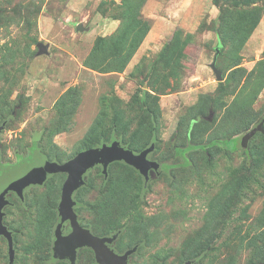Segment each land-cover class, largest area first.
I'll return each mask as SVG.
<instances>
[{
	"label": "rangeland",
	"instance_id": "374dc122",
	"mask_svg": "<svg viewBox=\"0 0 264 264\" xmlns=\"http://www.w3.org/2000/svg\"><path fill=\"white\" fill-rule=\"evenodd\" d=\"M124 2L0 0V120L11 110L17 114L3 145L26 153L39 134L42 152L64 163L87 149H82L84 138L98 117L99 133H108L114 120L125 124L127 136L135 133L147 122L139 98L148 91L160 108L151 156L162 163L161 175L145 183L138 173L120 177L113 168V178L106 181L94 168L76 196L82 223L98 234L124 230L116 246L121 251L137 247L133 264H181L203 247L209 253L192 264H250L254 243L264 242V137L256 128H264V122L255 126L260 133L251 143L252 171L243 147L246 134L237 136L240 148L233 152L195 145L241 128L246 115L264 120V8L240 47L233 29L217 25L220 5L232 6L230 0L219 5L213 0H131L140 7L142 32L146 23L150 30L123 71L103 72L90 65L99 64L91 53L99 37L121 31ZM38 42L48 44L47 53L38 54ZM215 58L223 72L220 82L211 68ZM71 88L78 90L79 104L68 128L53 133L56 102ZM211 113L189 142L188 122ZM185 147L188 164L177 152ZM244 175L250 180L238 184ZM64 180V174H56L32 189L26 203L33 205L30 212L21 206L9 210L16 229L14 264H66L49 260ZM0 264H9L2 240ZM77 264L97 263L91 252L82 251Z\"/></svg>",
	"mask_w": 264,
	"mask_h": 264
},
{
	"label": "trees",
	"instance_id": "16d2710c",
	"mask_svg": "<svg viewBox=\"0 0 264 264\" xmlns=\"http://www.w3.org/2000/svg\"><path fill=\"white\" fill-rule=\"evenodd\" d=\"M220 1L223 0H213V3H215V5H219ZM230 1L233 2L232 6L220 5V22L217 23V25L220 29H227V27L233 29V36L238 41V45L242 47L245 45L250 35L259 24L264 7L260 5L261 0ZM123 4L125 9L124 15L122 16L121 31L117 36L99 37L91 53L92 57L96 56L95 58L99 59V64L96 65L92 62L90 65L93 66V68L100 69L103 72L123 71L135 54L136 50L141 45L145 35L150 30V27L146 23V29H143L142 32V28L140 27V25H142V19L139 17L140 13H138V11L140 7L138 8V4H135L136 6L131 4V0H125ZM236 65H238V63ZM155 99L156 98L148 91H145L144 94L140 96L139 101L141 104V109L146 117L147 122H142L141 125L138 126L136 132L129 136H127L128 129H126L125 124L115 120L109 127L108 133H99L98 130L102 120L101 117H98L90 128L89 133L84 138L82 149L94 146L96 147L103 143H110L116 139L119 140L123 146L135 151L146 148L152 143H154L156 146L160 108L157 102H153ZM79 101L80 99L78 96V90L71 88L56 102L55 107L57 112V120L52 126L53 133H58L68 128ZM206 112L207 110L205 108L200 110V114L202 116H204ZM208 121L209 120L207 118L201 120L199 116H195L193 119H191L186 127V139L189 142H193L196 138L195 132L198 131L202 123H209ZM259 123H261V121L253 120L251 117L246 115L242 121L241 128L235 127L233 131H230L221 137H217L209 142L200 143L195 146H197V148L203 149L209 145H216L219 150L233 152L240 148V141L239 137L237 136L240 134H246L243 136L246 147L244 146V142L243 147L244 153L246 155L247 168L249 171H252L256 167V159L254 156V150L251 147V143L256 138L257 134L260 133L255 132V126ZM260 135L264 137L262 132ZM38 138H40L39 134ZM113 168L117 170L116 172L120 175V177L127 176V171H130L138 173L142 178V175L134 167L123 161H116L110 164L106 181H109L113 178V175L111 174V169ZM249 180L250 177L248 175H244V177L238 178L237 183L246 184ZM118 186H121V184L119 183ZM236 187L237 186L234 183V185H230L228 188L232 193L235 191ZM145 191L146 188L144 187L143 194ZM123 231L122 229H116L113 230V233H122ZM251 242L253 245L254 241ZM254 245L256 255L251 258L250 264H264V242L261 246L256 245L255 243ZM209 251V247H203L199 253L185 257L181 264H184L188 260L192 261V263L198 262L205 258Z\"/></svg>",
	"mask_w": 264,
	"mask_h": 264
},
{
	"label": "water",
	"instance_id": "95a60500",
	"mask_svg": "<svg viewBox=\"0 0 264 264\" xmlns=\"http://www.w3.org/2000/svg\"><path fill=\"white\" fill-rule=\"evenodd\" d=\"M78 29H82V25L79 24ZM38 54L48 52V44L42 42L37 43ZM211 68L216 75V79L220 82L223 81V72L216 64V58L211 64ZM208 120L212 119V113ZM264 119V118H263ZM264 120L261 121L263 124ZM257 129L264 133V128ZM155 149V144L152 143L139 153H135L130 148H127L121 144L119 140H114L111 143H103L100 146L90 147L80 151L74 157L68 161L59 164L58 162H52L47 160L42 155H38L35 162H33L32 168L27 172L24 178L21 180V185L26 186L30 183L42 184L46 178L53 173L66 172L68 174L63 187L61 201L58 209L62 216V221L67 218L71 220L73 230L67 236H63L61 233V224L55 229V245L54 256L60 259L68 257L70 264H76L77 249L80 247H90L94 250L96 260L99 264H128V257L131 255L137 247L127 250L124 254H117L107 243H111L117 238L118 234L112 237L97 236L94 235L89 229L83 228L77 218L74 211L75 201L73 199L74 192L85 184V173L97 164L103 166L102 173L105 177H108L109 165L116 161H123L128 165L134 167L144 177L146 183L149 181V171L151 169L157 171L160 169L161 164L155 160L148 159V155ZM4 234L9 242V256L10 264L14 263L15 250L13 247V236L5 226L0 225V235ZM184 264H192V261L188 260Z\"/></svg>",
	"mask_w": 264,
	"mask_h": 264
},
{
	"label": "flooded vegetation",
	"instance_id": "af4514ba",
	"mask_svg": "<svg viewBox=\"0 0 264 264\" xmlns=\"http://www.w3.org/2000/svg\"><path fill=\"white\" fill-rule=\"evenodd\" d=\"M20 106L21 105L19 104V106L17 108H19ZM16 115H17L16 112L14 110H11V111L6 113L4 118H2L0 120V225L2 224L3 226H5L7 228L8 231H10L12 233L15 256H16V246H15L16 229H14L12 227V224L9 220V217H10L9 210L21 206V207H23V209H25L26 211L28 210V212H30L33 209V205H32V207H31V204H29L27 206L26 203H27V200L29 198V193L32 189L44 186L56 174H64L65 180L68 176V174L66 172H57V173H53L48 178H46L42 184L30 183L26 186H22L20 184L21 180L24 178V176L27 174V172L32 168V166L34 164L33 162H35L38 155H42L47 160L52 161V162H58V161L50 159L49 157H47L42 152V150L38 146V142L41 140L40 138H38V135H34L31 144L27 147L26 153H22L18 149L10 150L9 148L7 149L4 147V145H3L4 140L2 139V137L4 135V132L7 130V128L11 125V122L15 119ZM188 150H189L188 147L177 148V152L182 154V156L185 159V163H187V164H188V162L186 161L187 157L185 156V154H186V151H188ZM9 151H11V152L9 153ZM139 152H135V153H139ZM151 154L152 153H150L148 155V159L154 160L152 158ZM58 163L62 164L61 162H58ZM160 164L162 166V163H160ZM164 165H168V164H164ZM164 165H163V168H164ZM161 166H160V169L157 171H155L153 169H151L149 171V177H150L149 181H151V179H153L154 177H158L159 175H161ZM168 166H170V165H168ZM94 168H100L101 172H102L103 166L101 164H97L96 166L90 168L84 175L85 176V184H86L87 174L91 170H93ZM105 178H107V177H105ZM143 179H144V177H143ZM65 180H64V182H65ZM144 181H145V179H144ZM64 182H63V184H64ZM145 183H146V181H145ZM63 184H62V187H63ZM85 184L82 187H84ZM82 187L77 189L73 194V199L76 202L74 205V211L76 212V215H77V218H78L80 225L83 228L89 229L94 235H97L100 237H103V236L112 237L115 234H118L117 238L114 239L111 243H107V245L109 248H111L117 254H120V255L124 254L128 249L125 251H121L116 246V243H117L121 233L114 232V233H109V234H103V233L98 234L95 232L93 226H90V225L87 226V225H84L82 223L81 216L79 215V212H78V208L80 207V202L76 198V196L78 195V192L81 190ZM61 195H62V188H61ZM60 201H61V197H60ZM60 201H59V203H60ZM59 203H58L57 208L55 210L56 224H55V228H54V232H53V236H52L53 244L51 246V255H50L49 260L53 263L62 262V263L70 264V260L68 257L60 259V258H57L54 256V245H55V240H56V236H55L56 227L59 224H61V233L63 236H67L73 230L72 222L70 219L67 218L66 220L62 221V216L60 215L59 209H58ZM0 240H2L3 242H5L7 244L8 253H9V242H8L7 237L4 234H1ZM82 251L91 252L95 257L96 263L99 264L96 260L94 250L90 247H80L77 249L76 264L79 261V257H80V254ZM134 252L131 255H129L128 264H133L130 261V257L134 254ZM14 260H15V257H14Z\"/></svg>",
	"mask_w": 264,
	"mask_h": 264
}]
</instances>
